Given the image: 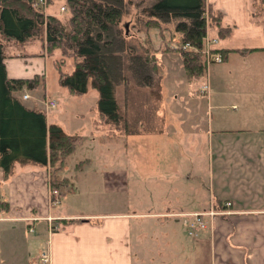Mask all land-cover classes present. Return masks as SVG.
Instances as JSON below:
<instances>
[{
	"label": "rangeland",
	"instance_id": "1",
	"mask_svg": "<svg viewBox=\"0 0 264 264\" xmlns=\"http://www.w3.org/2000/svg\"><path fill=\"white\" fill-rule=\"evenodd\" d=\"M143 1L148 3L151 0ZM40 5L45 15L53 14L62 21L67 17L68 11L63 0H51L49 4L42 0ZM260 7L264 11V4ZM208 11L205 4V34L201 40V52L203 55L204 50L210 48L211 52L215 51L214 55H219L220 61H208L203 55L204 73L195 79H189L179 55L182 48L189 47L179 42L178 34L173 31L170 24L162 30V33L156 28L146 27L145 33L138 34L142 41H149L156 53V70L158 75H161L160 94L153 97L147 88L138 86L134 88L135 91L132 94L127 92L124 94L121 88H117L115 96L120 111L139 133L112 136L111 134L117 131L111 124L101 120L96 106L97 91L88 86L84 94H70L58 85L51 59L44 55L41 71L44 73L42 91L45 92V98L39 88L34 94L27 91L23 93L29 97L28 101L38 107L42 106L43 109L48 106L49 101H52L53 106L44 110L46 121L55 123L66 133L78 137L73 151L64 162V168L62 167L58 174L66 179L67 184L63 183V179L58 176L55 180L56 184L50 186V190H56L59 199L58 202L50 205L52 215L59 210L74 214L98 212L112 214L140 212L144 208H160L172 198L173 193L170 188L173 187L184 192V195L194 188L195 196L199 197V202H202L205 208L201 211H213L218 216L222 215V201L217 202L215 197L217 190L222 189L219 162L217 158L209 159L217 153L216 157L222 155V132L220 131L222 109L207 107V96L199 94V91L203 90L207 79L208 81H213L215 77L219 79V76L222 77V72L231 71L232 73L227 77L231 93H234L233 90H237L239 84L243 83L235 80V65L222 66L220 53L213 48V40L207 37V31L215 29ZM38 39L44 43L43 35ZM38 39H32L34 40L32 42L28 40L23 44L5 42L6 58L4 59L26 54L25 58L30 57L29 60L24 62L22 57L17 59L22 63L20 71L26 73L29 69H35L38 67L37 60L41 57L38 54L41 50L44 51ZM64 59V69L69 71L72 60ZM41 78L43 79V76ZM175 80L180 81L179 84L176 83V86ZM217 85H219L217 90L222 88V78L221 83ZM214 97L212 102H222L221 95L216 94ZM226 111L225 115L234 113L232 109ZM138 123L140 125H137ZM84 158H88L89 161L84 162ZM77 164L81 166V169H77ZM29 166L42 169V166L34 164L16 165V167ZM114 170L118 171V175L113 179L110 173ZM48 171L49 173L51 171L49 167ZM54 172L52 175L55 174ZM52 175L50 174L49 177L50 183L53 180ZM107 183L114 184V189L107 187ZM157 187H161L164 192L158 193L155 189ZM0 200H2L1 197ZM209 200L210 204L213 202L216 205L207 208ZM182 204L190 205L187 201ZM4 216L5 213H0V217ZM212 219L208 218L207 222ZM167 221L168 224L156 222L153 219L141 220L140 223H137V220H131V234L136 228H140L146 234L149 246L146 264H184L182 249L180 250L181 242L177 236L173 243L170 236L172 233L176 234L177 228L181 235H186V232L190 230L189 219L183 220V225L175 224L172 218ZM35 222L38 223L37 227L27 230L26 221H0V229L6 230L5 228L14 224L16 232L8 238L16 239V243L20 245L25 241L28 242L30 252L32 249L30 244L35 239L34 236L37 235L41 244L45 239V221ZM35 222H29V224ZM208 225L210 227V223ZM135 233L139 232L135 231ZM156 236L159 237L158 245L163 246L168 253L175 251L178 255L170 256L166 254L167 252L158 255L157 252H152L151 246L155 243L152 238L157 239ZM172 246H174L173 250ZM24 261L25 264H34L36 259L31 255V257H25L22 264Z\"/></svg>",
	"mask_w": 264,
	"mask_h": 264
},
{
	"label": "crops",
	"instance_id": "2",
	"mask_svg": "<svg viewBox=\"0 0 264 264\" xmlns=\"http://www.w3.org/2000/svg\"><path fill=\"white\" fill-rule=\"evenodd\" d=\"M251 3V0H205L206 7L219 14L220 25L231 28L229 35L224 38H217L215 29L207 31L208 39L213 40L214 49L255 50L232 51L222 58V66L235 65V80L243 83L239 84L237 90H233L234 93L229 91L231 89L227 81L231 71L222 72L219 79H207L203 86L204 93L203 90L199 91V94H206L207 107L222 109V155L216 157L217 153L209 159L217 158L219 162L222 189L217 190L215 197L217 202L222 201L224 213L214 217L212 223V220L207 222L205 228L195 231L196 234L186 232V235H181L178 228L176 234H171L173 243L177 236L181 242L184 264H264V37L260 17L253 16ZM32 41L34 40L30 42ZM41 44L43 49L44 43ZM38 55L41 56L37 60L38 67L29 69L26 73L20 71L22 63L17 60L21 57L24 62L29 60L30 57L25 58L26 54L4 59L6 75L26 78L41 74L44 89V73L41 70L46 54L41 50ZM221 78L222 88L217 90ZM174 83L176 86L180 81L175 80ZM216 94L222 96V102H212ZM43 97L45 98L44 91ZM48 107L49 105L45 109ZM45 109L41 108L43 113ZM227 109L234 110V113L225 115ZM118 134L123 133L117 131L111 135ZM83 161L89 159L84 158ZM16 165L18 163L14 164L6 177L0 172V197L7 203V212L4 217H0V221H26L29 224L44 220L45 239L41 244L37 235L34 236L29 252L28 242L20 245L16 243V239L8 238L16 232L14 224L5 228L6 230L0 229V264H22L25 257L32 255L36 259L42 252L48 255V264H146L148 240L140 228L135 229L139 233L134 231L131 234L132 219L137 220V223L153 219L168 224L167 220L172 218L175 224L183 225V220L190 219L187 214L205 209L203 203L199 202V197L195 196L194 188L187 191L189 195H184V192L173 187L170 188L172 198L160 208L112 214H74L59 210L52 215L49 203L51 173L48 167L36 169L34 166ZM76 166L81 169L79 164ZM60 170L54 172L57 174H54L55 179L60 176L63 183L67 184L66 179L58 175ZM117 172L114 170L110 173L113 179L118 175ZM112 183H107V187L114 189ZM125 186L124 180L123 187ZM155 189L158 193L164 192L161 187ZM58 200L57 197V202ZM184 201L190 205L182 204ZM224 202H229V205L225 206ZM211 205L216 204H210L209 200L207 208ZM46 217L51 220L70 219L72 222L62 229L49 231ZM37 224H30L29 230L37 227ZM156 238H152L155 242L151 246L152 252H157L158 255L163 252L170 256L178 255L175 251H165L163 246L158 245L159 237ZM150 258L152 259L151 256ZM34 264L39 263L36 260Z\"/></svg>",
	"mask_w": 264,
	"mask_h": 264
},
{
	"label": "trees",
	"instance_id": "3",
	"mask_svg": "<svg viewBox=\"0 0 264 264\" xmlns=\"http://www.w3.org/2000/svg\"><path fill=\"white\" fill-rule=\"evenodd\" d=\"M45 1L49 4L51 0ZM251 1L252 9L256 5L252 14L260 17L264 37V11L260 7L264 0ZM63 2L68 11L64 21L53 14L45 15L38 0H0V171L3 177L11 173L15 163L49 167L52 175L62 169L78 138L55 123L47 124L41 108L28 101L29 97L22 98L24 91L34 94L41 89L43 95L42 75L8 77L4 66L5 42L23 44L43 35L44 53L51 59L58 85L75 95L84 94L88 86L94 88L101 120L125 135L138 130L120 111L116 89L132 94L135 87L142 86L153 97L160 94L156 53L149 41H142L138 35L145 33L146 27L162 33L170 24L179 42L189 47L179 51L189 79L204 73L201 40L205 34V0ZM208 16L217 38L229 35L231 28L220 25L218 13L209 10ZM253 50L217 49L216 52L224 58L232 51ZM64 58L72 60L69 71L64 69ZM52 176L50 186L56 184ZM0 212H7V203L2 200ZM69 222L72 220L56 219L51 224L56 230ZM29 225L26 224L27 230Z\"/></svg>",
	"mask_w": 264,
	"mask_h": 264
},
{
	"label": "built area",
	"instance_id": "4",
	"mask_svg": "<svg viewBox=\"0 0 264 264\" xmlns=\"http://www.w3.org/2000/svg\"><path fill=\"white\" fill-rule=\"evenodd\" d=\"M42 0H38V2L40 3ZM212 50H210V48H207L206 51L204 50V56L208 61L211 62H219L220 61V57H218V54H213L214 52H211ZM213 54V55H212ZM209 57V58H207ZM205 59V61H206ZM28 96L26 94L22 95V98L25 99ZM49 106H53V102L49 101L47 103ZM50 199H49V203L50 205L53 203L57 202V192L56 190H50ZM225 206L229 205V202H224ZM224 212L222 211V214ZM190 219H189V227L190 230H188V234H193V232H195L198 229H203L206 227V223H207V219H212L215 215H217V213L213 212V211H209V212H203V211H197V212H193L190 214H187ZM207 218V219H206ZM45 220L47 221V229L49 231H52L53 229H55L56 227L53 226L51 224V218L50 217H46ZM36 260L38 261L39 264H48V255L45 252H42L37 258Z\"/></svg>",
	"mask_w": 264,
	"mask_h": 264
},
{
	"label": "water",
	"instance_id": "5",
	"mask_svg": "<svg viewBox=\"0 0 264 264\" xmlns=\"http://www.w3.org/2000/svg\"><path fill=\"white\" fill-rule=\"evenodd\" d=\"M83 221H86V219H82Z\"/></svg>",
	"mask_w": 264,
	"mask_h": 264
}]
</instances>
